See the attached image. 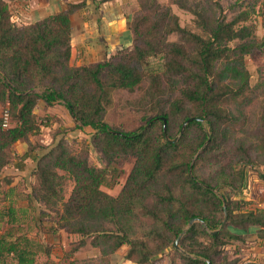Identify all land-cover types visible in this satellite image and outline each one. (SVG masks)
I'll return each mask as SVG.
<instances>
[{"label": "trees", "instance_id": "16d2710c", "mask_svg": "<svg viewBox=\"0 0 264 264\" xmlns=\"http://www.w3.org/2000/svg\"><path fill=\"white\" fill-rule=\"evenodd\" d=\"M85 1L18 26L8 1L0 0V104L11 118L6 129L0 119V173L12 163L15 143L27 154L38 151L26 198L36 213L32 220L39 224L50 215V233L79 237L73 253L86 245L97 249L96 264H111L124 247L121 259L131 264H157L165 255L167 264H264V256L243 261L227 251L232 242L254 237L250 227L256 228L255 246L264 245V209L243 210L235 199L246 168L262 167L264 182V111L253 121L245 112L254 105L245 58L264 49L249 24L253 4L235 0L236 12L228 17L217 0L191 7L171 2L193 16L195 32L180 25L170 5L136 0L131 46L71 66L70 16ZM151 58L161 63L155 73L149 71ZM115 94L127 95L129 108L141 115L140 127L125 131L105 121ZM41 103L63 106L74 130H93L90 147L102 167L91 165L87 152L70 149L64 137L50 146L31 144L30 137L41 131L35 115ZM130 158L119 193L105 192L102 187L118 178ZM65 179L72 182L66 199ZM224 203L227 221L219 229ZM192 219L198 222L187 228ZM17 221L12 205L0 212L7 227L0 233V264H34L38 253L49 255L48 244L28 232L14 234Z\"/></svg>", "mask_w": 264, "mask_h": 264}, {"label": "rangeland", "instance_id": "374dc122", "mask_svg": "<svg viewBox=\"0 0 264 264\" xmlns=\"http://www.w3.org/2000/svg\"><path fill=\"white\" fill-rule=\"evenodd\" d=\"M173 1L175 0H160L162 4L171 6L173 12L179 17L180 25L182 27H187L192 31L197 32L198 30L195 29L193 24V16L189 12L181 10L177 6L172 5L171 2ZM183 1H185L187 5L191 7L195 2L199 0ZM217 1L222 4L223 9L228 17H231L233 14H235L234 12H236V9L232 10L231 7V5L234 4L235 0ZM250 2L253 4V9L251 12L249 24L253 29L255 37L264 40V0H250ZM120 39L125 46H129L132 43L131 35L130 38L126 36H121ZM174 39H176V37L172 36L171 40ZM245 62L247 69L250 72V86L252 88L251 96L252 98H254V105L248 107L245 112L251 118V121H253V116H256L257 118L258 115L264 111V49L261 53H255L252 56H247L245 58ZM148 64L150 66V72L155 73L156 71L160 70L161 63L159 58L149 59ZM129 95L131 98L137 96L136 93ZM126 98L127 95H113L112 104L107 108L105 114V121L111 126L118 127L125 131H133L142 125L140 121L141 115L129 108V106L127 105ZM49 109L50 113L48 112ZM35 115L41 125V131L38 135L30 137L31 144H39L40 146H50L56 140H59L61 137H64L66 139L67 146L74 152H87L89 163L91 165H95L98 167L103 166L102 161L100 159V155L94 150H92L90 147L89 135L93 133V130L91 128L90 129L92 130V132H86L84 130H74V122L72 121V118L69 116L67 110L63 106L49 108L46 107L43 103H41L40 107H36ZM253 123L251 124V126H253ZM14 152H16L15 149ZM36 153L39 152L35 151V153L31 154L30 156H33L34 158ZM133 162V158L128 159L124 163L122 167V173L118 176V178L110 180V186L102 187V189L111 195H117L130 172ZM25 167L27 168V170L25 169V176L23 177V181L20 180L18 182V187L24 188V190L26 188V185H31L30 178L32 177V172H30L31 170L29 169V165L28 167L27 165H25ZM262 171V167L245 169L244 188L241 193L235 197L236 200H241V202H243V210L264 209V182L259 179V173ZM5 180L6 177L5 179H3V182L0 183V212H6L9 206L12 204L18 207L21 202L25 203V191L22 192L23 196L14 195V197H10L6 194ZM63 185L64 186L62 189V195L63 198L66 199L72 188V182L68 179H65ZM35 215V212H31L25 217L21 218H19L18 215V221L16 222V225L13 227V229L14 234L16 236L24 232H28L27 234H29V237L38 240L40 238H42L43 240L45 239L46 241L48 240L49 244L53 246L51 255L53 257H51L53 260L39 256L36 260V263L85 264V262H87V264H96V261L99 257V252L97 249H94L90 245H87L84 248L78 250V252H71L79 237H66L64 235L60 239L52 237L49 230L50 215H43L39 224H36L32 220ZM6 228V225L0 222V233L4 232ZM252 238L253 237L250 235L246 236L245 241L232 242L227 247V251L230 253H235V255L230 254V258H235V256H237L240 259H243V261L246 259H254L255 257L253 256V254L255 253L256 249L252 244ZM120 252H123V250H120ZM168 259L169 258H167V256L165 255L161 259H159V262L157 264H167ZM114 264H121L120 258L116 257L114 259Z\"/></svg>", "mask_w": 264, "mask_h": 264}, {"label": "crops", "instance_id": "0c3cea01", "mask_svg": "<svg viewBox=\"0 0 264 264\" xmlns=\"http://www.w3.org/2000/svg\"><path fill=\"white\" fill-rule=\"evenodd\" d=\"M10 11L12 13L13 22L20 26L26 24H32L49 16L56 15L67 9L69 4H79L82 0H7ZM12 2V5H11ZM15 6H14V5ZM137 10V4L135 0H86L84 6L78 11L74 12L70 16L72 27V40H71V55L69 64L71 66L88 65L92 62L101 61L109 58L116 51L122 48L130 47L125 46L121 42V36L130 38V23L134 12ZM41 105H39L40 107ZM5 106L0 104V115ZM50 109L48 110V112ZM50 113V112H49ZM16 152H13L14 158L12 163L7 166L2 173H0V183L5 179L6 194L8 196H23L22 192L25 191V203H22L16 207L12 206L17 211L19 218L25 217L31 210L27 206V197L31 192V185H26V188H19L18 182L23 181L25 176V165H29L30 172L34 168V158L30 154L26 153L25 146L17 142L13 146ZM29 162V163H28ZM27 163V164H26ZM12 175V176H11ZM32 176V173H31ZM31 184L34 182V177L30 178ZM37 206V205H36ZM38 208V207H37ZM255 227L248 228L247 232L254 235L252 240H255ZM239 235H243V231L236 232ZM64 236L71 237L75 235H68L64 232L52 234V237L58 239ZM38 241L44 244H48L51 247L49 255L38 253L35 258L39 256L53 258L52 249L53 246L49 244L48 240L40 238ZM256 249L253 256L255 258H261L264 256V245L261 247L255 246L254 241L252 243ZM87 246V245H86ZM82 249V248H81ZM125 247L122 248L123 252H118L111 260V264H114V259L120 258L121 264H131L121 259L124 254ZM80 250V249H79ZM78 252V251H77ZM52 257V258H51ZM53 260V259H52ZM6 264H11L7 262Z\"/></svg>", "mask_w": 264, "mask_h": 264}, {"label": "water", "instance_id": "95a60500", "mask_svg": "<svg viewBox=\"0 0 264 264\" xmlns=\"http://www.w3.org/2000/svg\"><path fill=\"white\" fill-rule=\"evenodd\" d=\"M190 121H191V119H189V120H187V121L184 122V124L182 125V128H181V133L183 132L185 126H186ZM83 130L86 131V132H92V130L90 129V127H84ZM164 133H165V128H164ZM166 139H167L169 142H171L167 137H166ZM176 140H177V138H176L175 140H173V141H176ZM223 207H224V220H223L222 224L220 225L219 229H222V228L225 226L226 221H227V211H226V205H225V203L223 204ZM195 222H198V220H197V219H192V220L189 222L187 228H189L190 226H192ZM185 232H186V231L184 230V231L180 234V236L175 240V242H174V244H173L174 249H176V250H180V248H179V241H180V239L182 238V236L185 234ZM211 233L214 234L215 232H211ZM207 264H209V263H207Z\"/></svg>", "mask_w": 264, "mask_h": 264}, {"label": "built area", "instance_id": "2783aa9c", "mask_svg": "<svg viewBox=\"0 0 264 264\" xmlns=\"http://www.w3.org/2000/svg\"><path fill=\"white\" fill-rule=\"evenodd\" d=\"M1 119V123H2V127L3 128H9L11 126V118H10V114H9V110L8 109H4L1 113L0 116Z\"/></svg>", "mask_w": 264, "mask_h": 264}]
</instances>
